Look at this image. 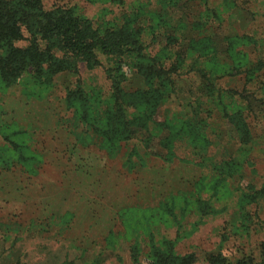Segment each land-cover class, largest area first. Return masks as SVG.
Masks as SVG:
<instances>
[{
  "label": "rangeland",
  "instance_id": "374dc122",
  "mask_svg": "<svg viewBox=\"0 0 264 264\" xmlns=\"http://www.w3.org/2000/svg\"><path fill=\"white\" fill-rule=\"evenodd\" d=\"M167 1L42 0V5L72 8L93 25L135 15L133 26L141 29L146 52L153 56L171 30L150 18L167 17L173 27L182 23L183 34L196 38L201 29L195 24L205 21L198 1L188 10ZM209 2L222 9L221 0ZM232 2L236 9L204 35L222 62H264V0ZM98 61L92 69L78 63L74 72L58 73L49 83L36 82L31 69L9 87L0 76V264H150L155 251L193 255L195 264H208L211 256L222 257L224 264H259L264 199L247 203L243 195L264 182V86L259 84L264 70L252 84L244 74L212 76L223 103L244 108L253 141L241 145L219 109L203 98L212 110L200 112L209 124V145L200 158L189 151L193 147L175 142L174 130L164 128L174 123L184 102L199 97L205 83L202 59L199 73L187 69L194 65L186 61L177 78L186 80L182 89L152 117L156 131L151 125L152 135L115 141L112 150L100 121L112 85L129 92L148 88L124 64L102 55ZM72 91L92 107L90 121L76 122L77 102L67 99ZM221 165L224 175L216 169Z\"/></svg>",
  "mask_w": 264,
  "mask_h": 264
},
{
  "label": "trees",
  "instance_id": "16d2710c",
  "mask_svg": "<svg viewBox=\"0 0 264 264\" xmlns=\"http://www.w3.org/2000/svg\"><path fill=\"white\" fill-rule=\"evenodd\" d=\"M195 1H198V6L205 7L204 11L200 12L205 21H199L194 26V29H201L197 34L199 38L185 36L182 32L185 26L182 23L173 27V22L165 20L167 17H152L150 19L158 28L162 24L166 30H171L165 34L166 45L152 56L146 52L141 29H135L133 26V19H137L135 15L130 16L131 18L124 17L119 23L93 25L89 19L77 16L72 8L53 7L45 10L42 0H0L1 79L9 87L23 72L31 69L36 82L49 83L58 73L74 72L78 63H84L89 69L97 67L100 63L98 55L115 60L119 66L124 64L135 71L145 79L148 89L129 92L120 84H113L110 106L100 117L104 124L102 135L105 144L112 150L115 141L126 142L141 132L152 135L151 125L152 130L156 131L157 124L153 123L152 117L160 104L166 102L172 93L178 94L182 89V83L186 80L177 78L180 77L179 72L184 70V67L187 68L186 61L190 60L194 65L187 69H195L196 73H199V63L202 59L204 71L201 76L205 83L197 91L199 97L194 103L184 102L180 111L173 115L174 123L170 122L164 129L174 130L175 142H180L186 149L193 147L189 149L191 154L204 158L205 149L209 145L205 134L209 124L200 112L210 113L212 110L204 107V98L208 106L219 109L221 118L233 128L241 145L252 143L244 108L235 104L236 102L229 105L223 103L220 91L214 87V78H211L217 74L231 77L244 74L245 81L252 84L261 76L259 73L264 70V62L254 63L241 59L233 61L232 64L222 62L216 56V50L210 45L204 31H207L213 22L218 25L223 23L237 6L232 0H221L222 9L213 6L209 0ZM195 1L168 0L167 5H173L175 8L186 4L185 9L188 10L189 3ZM167 5L164 8H168ZM18 42H25L27 45L18 48ZM209 73L210 76H207ZM259 84L264 86L261 80ZM79 96L81 95L72 91L67 98L70 104L77 102L75 120L78 123L90 121L92 112L88 110L92 107L87 106L88 101L83 96L81 97L85 101L82 104ZM206 116L210 117L208 114ZM92 119L95 120V112ZM158 134L157 131L154 137H158ZM98 137L103 142L101 136ZM195 149H198L197 152ZM216 169L220 175H224V166H216ZM243 198L247 203L264 199V182L258 190L245 193ZM150 264H195V259L193 255L176 257L170 252L162 254L155 251ZM208 264H224V260L220 256H211L208 258ZM259 264H264V242Z\"/></svg>",
  "mask_w": 264,
  "mask_h": 264
}]
</instances>
